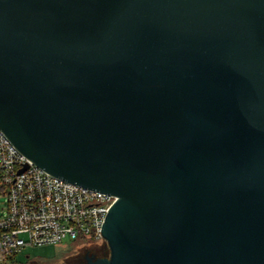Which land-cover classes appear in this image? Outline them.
<instances>
[{
    "label": "water",
    "instance_id": "95a60500",
    "mask_svg": "<svg viewBox=\"0 0 264 264\" xmlns=\"http://www.w3.org/2000/svg\"><path fill=\"white\" fill-rule=\"evenodd\" d=\"M0 128L117 196L81 264H264V0H0Z\"/></svg>",
    "mask_w": 264,
    "mask_h": 264
},
{
    "label": "built area",
    "instance_id": "2783aa9c",
    "mask_svg": "<svg viewBox=\"0 0 264 264\" xmlns=\"http://www.w3.org/2000/svg\"><path fill=\"white\" fill-rule=\"evenodd\" d=\"M0 264H16L26 246L105 242L102 227L117 196L50 174L24 155L0 128ZM1 194V193H0Z\"/></svg>",
    "mask_w": 264,
    "mask_h": 264
},
{
    "label": "rangeland",
    "instance_id": "374dc122",
    "mask_svg": "<svg viewBox=\"0 0 264 264\" xmlns=\"http://www.w3.org/2000/svg\"><path fill=\"white\" fill-rule=\"evenodd\" d=\"M6 198L5 194H0V214L5 212ZM103 244L105 245V242L85 245L80 241L66 240L59 244L26 246L16 257L17 262L24 264H73V259L70 256L79 252L86 253L87 250H97L102 253L106 250L104 248L99 249Z\"/></svg>",
    "mask_w": 264,
    "mask_h": 264
},
{
    "label": "flooded vegetation",
    "instance_id": "af4514ba",
    "mask_svg": "<svg viewBox=\"0 0 264 264\" xmlns=\"http://www.w3.org/2000/svg\"><path fill=\"white\" fill-rule=\"evenodd\" d=\"M102 253H99L97 250H87L86 253L79 252L76 255L70 256L71 259H73V264H81L87 261L88 257L98 258V257H105L109 254V248L107 245H105Z\"/></svg>",
    "mask_w": 264,
    "mask_h": 264
},
{
    "label": "trees",
    "instance_id": "16d2710c",
    "mask_svg": "<svg viewBox=\"0 0 264 264\" xmlns=\"http://www.w3.org/2000/svg\"><path fill=\"white\" fill-rule=\"evenodd\" d=\"M0 193H1V194H5V189H4L3 186L1 185V175H0ZM105 245H106V243H105ZM105 245L103 244V246H100L99 249L104 248Z\"/></svg>",
    "mask_w": 264,
    "mask_h": 264
}]
</instances>
